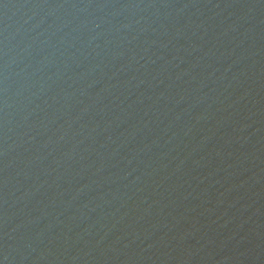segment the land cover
<instances>
[{
	"label": "water",
	"instance_id": "water-1",
	"mask_svg": "<svg viewBox=\"0 0 264 264\" xmlns=\"http://www.w3.org/2000/svg\"><path fill=\"white\" fill-rule=\"evenodd\" d=\"M0 264H264V0H0Z\"/></svg>",
	"mask_w": 264,
	"mask_h": 264
}]
</instances>
